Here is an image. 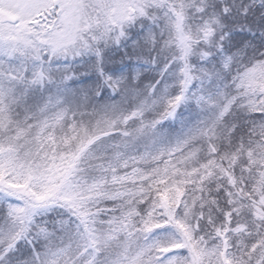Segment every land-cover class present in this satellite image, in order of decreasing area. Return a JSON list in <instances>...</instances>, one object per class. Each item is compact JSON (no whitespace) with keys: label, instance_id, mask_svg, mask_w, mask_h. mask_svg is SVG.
<instances>
[{"label":"snow or ice","instance_id":"6c2138e0","mask_svg":"<svg viewBox=\"0 0 264 264\" xmlns=\"http://www.w3.org/2000/svg\"><path fill=\"white\" fill-rule=\"evenodd\" d=\"M0 264H264V0H0Z\"/></svg>","mask_w":264,"mask_h":264}]
</instances>
